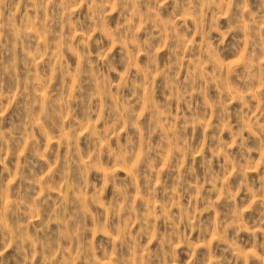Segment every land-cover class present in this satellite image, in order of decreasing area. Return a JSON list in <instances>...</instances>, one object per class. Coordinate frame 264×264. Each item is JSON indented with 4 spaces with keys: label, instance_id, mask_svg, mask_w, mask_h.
<instances>
[{
    "label": "rangeland",
    "instance_id": "374dc122",
    "mask_svg": "<svg viewBox=\"0 0 264 264\" xmlns=\"http://www.w3.org/2000/svg\"><path fill=\"white\" fill-rule=\"evenodd\" d=\"M79 3L80 0H53L52 4L47 0H9L0 18V112L4 113L0 116V133H11L15 137L11 141V154L7 148L0 153V159L7 157L5 163L0 164V210L8 201L28 202L27 207L20 206L16 215L9 214V224L30 221L29 235L38 232L41 241L52 246L56 257L53 260L51 256H39L34 264H57V261L59 264H86L89 253L91 264H264V52L261 51L264 42L254 38L249 46L246 35L250 20L257 17L256 33L264 37V0H237L230 19L233 23L239 22V30L228 36L218 53L206 46L205 33L199 24L186 17L177 20L175 44L169 42L167 21L185 16L183 0L179 6L175 0H169L160 10L161 30L150 25L140 32L139 40L147 39L149 33L152 35L154 53L162 44L169 43V47L158 52L160 68L178 61L180 81L187 82L189 73L195 76L199 72L204 77L199 81L204 94L194 97L195 114L186 104L173 102L171 106V122L181 128L186 122L191 124L185 139L192 138L193 151L187 157L177 153L163 174L160 168L173 150L172 137L168 134L171 122L160 117L163 109L158 108L155 113L156 125L160 127L151 143L160 150L154 153L159 163L150 186L145 179L129 173L130 164L127 168L120 166L118 154H110L126 146L130 137L136 142L137 152L140 151L141 135L134 128L122 133L119 140L113 138L108 153L95 161L90 159L97 144L103 149V137L99 133L106 131L108 124L95 123L96 139L84 132L98 119L105 104L103 97L96 95L103 88L96 69L85 65L79 87L75 82L85 40L91 35L87 43L94 61L109 48L113 49L109 60L117 70L111 72L100 67L112 86L109 103L113 110L124 107L115 87L120 83L124 68L133 56L142 67L149 63V57L142 53L139 44L123 47L116 43L114 34L90 33L89 29L95 27L90 19V0L77 8ZM223 11H228L226 3ZM108 13L109 29L131 16L129 11L122 17L119 10L113 12L110 7ZM217 16L220 30L211 33L213 44H218L231 26L221 10L215 9L206 17L208 30L212 27V18ZM136 26H140L139 18ZM66 37L75 52L64 46ZM97 41L101 43L98 45ZM173 47L191 48L196 54L182 51L176 57L172 55ZM246 49L255 50V62L233 73L234 62L246 54ZM208 59L213 60L212 66L207 64ZM65 67L69 71L66 72ZM217 69L220 79L214 78L209 84L204 74ZM131 79L141 86L124 89L122 96L131 100L138 117L148 104H162L172 95L168 81L156 77L155 73L151 90L144 76L135 69ZM176 90L179 92V87ZM49 92L55 96V105L46 100ZM73 94L78 97L77 102H69L61 110L59 105ZM92 96H96L95 115L89 116L87 99ZM218 99L227 104L226 115L207 107ZM69 109L73 110L71 115ZM152 119L148 114L143 123L151 125ZM197 119L203 126L195 124ZM208 121L215 127L206 131ZM73 127L78 128L80 156L78 163L68 164L70 145L63 136L66 132L71 135L69 130ZM237 133L241 135L238 137ZM30 135L39 141L42 156L35 154ZM234 140L236 146L229 147ZM49 143L52 150L45 153ZM26 145L27 150L21 156ZM201 150L203 157L196 155ZM53 164L57 167L49 173ZM111 169H117L119 181L125 182L130 196L128 207L133 210L131 216L120 212L125 204L120 198V183L114 180L107 192L104 191V181ZM18 171L22 178L14 180ZM182 173L185 186H189L187 191L177 189V177ZM226 176H229L231 198H223L217 204V197L224 192ZM213 177L218 179L214 182ZM157 180H163V186L157 185ZM201 184L204 185L202 191ZM80 185L84 187L81 189ZM37 197L40 203L33 219L32 202ZM90 198L95 202L89 203ZM113 201L116 213L112 211ZM81 224L85 228L83 245L79 239L74 242L71 238L78 233ZM221 224L226 230H222ZM227 224L232 226L227 227ZM121 228L128 229L129 235L127 240L118 242ZM173 232L177 233L175 239H172ZM181 233L186 244L181 240ZM136 234H142L139 242L131 239ZM4 247L5 244L0 243V251ZM0 264H26V257L13 247L0 257Z\"/></svg>",
    "mask_w": 264,
    "mask_h": 264
},
{
    "label": "clouds",
    "instance_id": "9594fccd",
    "mask_svg": "<svg viewBox=\"0 0 264 264\" xmlns=\"http://www.w3.org/2000/svg\"><path fill=\"white\" fill-rule=\"evenodd\" d=\"M9 0H0V18H3L5 6ZM48 4H52L53 0H47ZM89 0H80V3L77 4V8H79L81 5L88 3ZM169 0H90V19L95 25V27H92L89 29L90 33H95L97 31L101 32L102 34L107 35H115L117 37L116 43L121 44L123 47H128L129 45H137L142 49V53L144 55H147L149 57V63L145 66H140L136 64L135 60L136 57L133 56L130 63L127 64V66L124 68L123 73L121 74L120 83L116 85L117 94L121 95V99L123 100L124 107L123 108H117L115 110L112 109L111 104L109 103L110 99L112 98V86L110 81H107L104 76V72L100 70V67L108 69V71L115 72L117 69L114 64H112L109 60V56L111 52L113 51L112 48H109L106 52H103L98 60H93V57L91 56V53L88 51V43L87 41L91 39V35L87 37V39L84 42V46L81 49L80 52V65L77 67L76 71V78L75 82L77 84V87H79V80L82 76L83 68L85 65H90L93 69H96V75L100 77L101 84L103 85L102 91L100 93H97L96 95H101L103 99L105 100L104 109L99 115L98 119L93 122V124L87 128H85L84 132L88 133L93 139L97 138V131L95 130V123H106L108 124V129L100 130L99 135L103 137V144L104 147L101 149L99 147V144H97V147L92 152L90 159L92 161H95L97 158L102 157L104 154L108 153V145L110 141L115 138L119 140L121 138V134L127 132L130 128L136 129L138 133L141 135V143H140V151L137 152L136 150V142L133 138H129L128 143L126 146L120 149H114L111 155H117L118 154V160L117 163L122 167H128L129 164L131 167L129 168V173H135L138 177L145 179L149 186L151 183V178L155 175V169L159 163L157 158H154V153L158 152L160 149H158L155 145L151 143L152 137L156 135V133L159 130L158 125H156V116L155 113L157 109H163V111L160 112V117L164 119L165 121L171 122V106L173 102H179L182 104H186L188 106V109L192 111L195 114V103H194V97L196 94H204V88L199 84V81H201L204 77L201 76L199 72L193 76L192 73H189V79L187 82H182L179 79V68L181 65L179 62H172L165 68H160L158 64V52L161 51L164 48L169 47V43H164L161 45L160 49H157V52L152 51L153 45V37L149 33L147 39L145 40H139V34L141 31H144L147 29L148 26H154L157 30H161V24L163 23L161 17H160V10L167 5ZM175 2L180 5V0H175ZM225 3L227 4L228 11H223ZM237 5V0H183V7L185 9V16L184 17H177L176 19H171L167 21V32H168V40L169 42L175 44V39L177 36V20L178 19H184L190 18L194 19L200 26L201 31H204L205 33V44L206 46H210L212 48L213 53H218L219 49L223 47L225 41L227 40L228 36L231 35L233 32H236L239 30V22L236 21L235 23L232 22L230 19L231 17V10L234 6ZM111 8L113 12L119 10L121 13V16L124 17L127 12H131V16L126 18L123 23L117 24V26L114 29H109L108 23L110 19V15L108 13V8ZM146 9V10H145ZM215 9H220L223 18L229 19L231 26L228 28L226 32L223 33V38L219 41L218 44H213L211 42V33L213 31H219V19L220 17H213L212 18V27L210 30L206 28V17L207 15L214 11ZM247 11V9H245ZM139 18L140 20V26H136V19ZM258 18L253 17L248 26V30L246 32L249 46L251 44V41L256 38L259 39L261 42H264V37L258 36L256 33V24H257ZM68 22L67 17L64 19V23L66 24ZM77 24H79V21H76ZM2 35V33H0ZM74 39V38H72ZM101 42L97 41V44L99 45ZM192 42L189 41V44ZM65 47L69 48V50L75 52V48L72 47L71 40H69L67 37L65 38ZM184 52H191V54L195 55V51L191 48L185 49L183 47H173L172 48V55L179 57L180 53ZM264 52V49L261 50ZM246 54H242L240 59L235 61L233 64L232 72L235 73L238 68L244 65H251L255 62L256 59V52L255 50L248 52V50H245ZM207 64L209 66L213 65V60L208 59ZM135 69L138 74H141L144 76L145 81L149 83V88L151 90V78L153 73H155L156 77H162L166 79L169 83V87L172 89V95L168 97L164 103L155 105V104H148L141 112L139 117L136 114L135 106L132 104L130 99H123L122 93L124 89L131 88V89H137L141 86L140 83H138L136 80L131 79V73L132 70ZM59 70V66H58ZM65 71H69L67 67H65ZM205 77L208 79V83L211 84L215 80L220 79V73L217 69L216 71H213L211 73L204 74ZM177 87H179V92H177ZM135 95V93H133ZM96 96H92L87 99V106H88V113L89 116L95 115L94 111V103ZM78 97L73 94L69 97L68 101L63 102L59 105L60 109L62 110L63 107L71 102L75 103L77 102ZM241 99H244V97H241ZM46 100L50 105H55L56 100L55 96L52 92H49V95L46 97ZM245 103L247 104L248 101L245 100ZM209 108L217 109L220 111H223L226 115L227 113V104L223 102L222 99H218L214 103H209L207 105ZM72 109H69V114L71 115ZM148 114H151L153 119L151 122V125H145L143 123L144 117ZM4 113L0 112V116H3ZM115 118V123H113V119ZM65 121L68 120V117L64 118ZM124 124V127L121 128L120 125ZM195 124L203 126V122L197 119L195 121ZM191 126L190 122H186L184 126L177 127L175 122L170 123V127L168 128V134L172 137V143H173V150L169 153L167 157L164 159V163L162 167L160 168L161 174H163L164 171L169 169V167L173 163V159L177 153H180L184 155L185 157L191 155L193 151L192 147V138L189 137L185 139V136L187 135L188 128ZM215 126L208 121L207 122V129L206 131L212 130ZM71 132V135L69 133H64L63 140L70 145V151L68 155V164H75L78 163L79 156H80V150L78 147V137L76 136V132L78 131V128L73 127L69 130ZM84 133H81V136H83ZM194 135V130H193ZM238 137L241 135L240 133L236 134ZM5 136H7V139H5ZM15 137L11 133H0V153L4 152L7 148L9 155L11 154V141H13ZM30 142L35 145V154L41 155L39 151L40 143L39 141L34 137H29ZM213 140L216 139V137L212 138ZM236 141H233V144L229 147H235ZM240 146L243 148L244 144L241 143ZM27 145L25 146V150L21 152V156L25 154V151L27 150ZM51 149V143H49V146L44 149V152H50ZM197 156H204L203 150L196 153ZM0 159V164H4L5 160ZM59 163V161H58ZM207 164V161H205ZM24 165H20V169L22 170ZM57 167L56 164L52 165V168L49 169V173H51L55 168ZM92 167H95V164H92ZM192 173H195V169L193 168ZM49 173H46L45 175H49ZM88 174H85V178H87ZM232 173H229V176H231ZM229 176H226L225 183H224V192L222 193L221 197H217L216 203L218 204L221 199L223 198H231L228 188V179ZM21 173L18 171L17 177L15 179H21ZM218 179L217 177H213V181ZM116 181L117 183L121 184V196L120 198L125 200V204L121 206L120 212L123 214H127L131 216L132 209L128 207V203L130 202V196L127 195V188L125 186V182L119 181L118 179V172L117 169H111L104 181V191L107 192V189L109 185ZM164 182L163 180H157V185L163 186ZM244 186V182H242L241 187ZM81 189L84 187L83 185L79 186ZM189 186H185L184 184V176L183 173L177 177V189L181 191H187ZM204 185H200L201 191L203 190ZM75 190V186H74ZM156 189H153V192H155ZM175 191V190H173ZM91 198L89 199V203H94ZM27 203L25 200L20 199L18 201H8L2 210H0V243L5 244L4 250L0 251V257L4 255V252H7L8 250L12 249L13 247H17L18 251L24 253L26 257V264L28 261L33 262L39 257V256H51L53 260L56 259L55 255L52 254V246H49L47 243H44L39 238V233H33L29 235V229L31 227V222L28 223H17L13 221V223L9 224V214L11 213L13 216L16 215V213L19 211L20 206L23 205L24 207H27ZM40 203V198L37 197V200L32 202V208H33V219L36 218L35 213L37 211V204ZM112 211L113 213H116V205L115 201H113L112 204ZM170 211V210H169ZM171 218V217H169ZM231 224H227V227H231ZM129 227H131V219L129 221ZM192 227L195 228V225ZM46 228V226H45ZM222 230H226L223 224H221ZM84 232L85 228L83 227V224H81V227L79 228V231L76 235L72 236L71 238L75 242L77 239H79L83 245L84 243ZM121 234L117 237L118 242H122L124 240L128 239V229L121 228L120 230ZM140 235L142 234H136L135 236H132V240H136L139 242ZM172 239H175L177 233L173 232ZM181 240L183 243H187L186 240L183 239V234L181 233ZM166 243H168V240L166 238ZM180 245H177V248H179ZM178 259V257H177ZM194 259V257H193ZM57 264L59 262L57 261ZM86 264H91V254H88V259ZM191 264V262H190Z\"/></svg>",
    "mask_w": 264,
    "mask_h": 264
}]
</instances>
